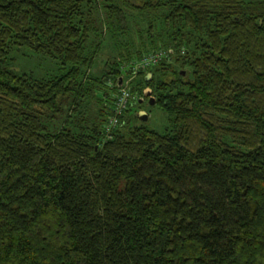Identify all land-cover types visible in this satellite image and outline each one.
Wrapping results in <instances>:
<instances>
[{
	"label": "trees",
	"instance_id": "obj_1",
	"mask_svg": "<svg viewBox=\"0 0 264 264\" xmlns=\"http://www.w3.org/2000/svg\"><path fill=\"white\" fill-rule=\"evenodd\" d=\"M0 264H264V0H0Z\"/></svg>",
	"mask_w": 264,
	"mask_h": 264
},
{
	"label": "rangeland",
	"instance_id": "obj_2",
	"mask_svg": "<svg viewBox=\"0 0 264 264\" xmlns=\"http://www.w3.org/2000/svg\"><path fill=\"white\" fill-rule=\"evenodd\" d=\"M164 50V49H162ZM11 59V70L15 71L17 74H29L33 78H45L58 73L59 62L55 59L44 57L43 55L33 53L27 48H19L12 50L9 55ZM105 54L102 51L99 55L96 56L94 64L92 65L91 73L97 75L100 69L101 62L105 59ZM175 69L179 71L178 66H175ZM97 70V72H95ZM133 76H128L126 78L124 86L128 84H133ZM132 79V81H130ZM131 84V85H132ZM136 96V95H135ZM143 112L146 115L145 120H137L135 118L137 113ZM126 120H133L134 123L142 125L149 130H153L157 133H163L166 128L169 126L170 116L159 106L153 103V100L150 98H143L141 103H138L137 106H134L129 112L125 114Z\"/></svg>",
	"mask_w": 264,
	"mask_h": 264
},
{
	"label": "built area",
	"instance_id": "obj_3",
	"mask_svg": "<svg viewBox=\"0 0 264 264\" xmlns=\"http://www.w3.org/2000/svg\"><path fill=\"white\" fill-rule=\"evenodd\" d=\"M171 55H172L171 49L155 50L153 52L143 55L140 59L132 63L130 65V70H132V73H136L137 71L140 70L149 69ZM137 99L138 98L135 95L130 94V92L127 90L124 84L123 86H121L120 84L116 94L114 95L112 114L107 119V122L104 127V131L108 132L112 128H114L118 123L119 116L128 107L129 103Z\"/></svg>",
	"mask_w": 264,
	"mask_h": 264
},
{
	"label": "water",
	"instance_id": "obj_4",
	"mask_svg": "<svg viewBox=\"0 0 264 264\" xmlns=\"http://www.w3.org/2000/svg\"><path fill=\"white\" fill-rule=\"evenodd\" d=\"M120 84L121 83H119L118 85H120ZM148 94H149V91H144V93H143L144 96H148ZM141 102H142V99L139 100V103H141ZM137 118L142 121V120L146 119V115L143 112H139L137 114Z\"/></svg>",
	"mask_w": 264,
	"mask_h": 264
}]
</instances>
